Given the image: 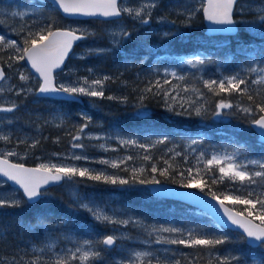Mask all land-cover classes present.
Listing matches in <instances>:
<instances>
[{
    "label": "trees",
    "instance_id": "16d2710c",
    "mask_svg": "<svg viewBox=\"0 0 264 264\" xmlns=\"http://www.w3.org/2000/svg\"><path fill=\"white\" fill-rule=\"evenodd\" d=\"M13 1L19 4L21 0H0V4L9 6ZM200 3L201 0H160L147 24L142 23L141 19L134 20L126 17L127 32L130 35L122 38L120 47L108 41L103 26L94 27V32L84 41L100 38L92 47L101 49L84 52L83 58L70 61H75L84 70H91V73L97 75L98 78L111 77L104 82V96L93 97L92 107L86 102L78 103L38 97L37 102L33 103L38 111L42 113L58 111L61 119L48 124H40L39 135L32 141V143L38 141L37 146L33 148L32 143H28L33 153L47 154L75 149L72 144L76 142L85 145L82 148L84 152L96 153L92 147L88 146L89 141L85 137V132L96 128L98 123H101V128H105L108 123L112 122L119 125L126 134L137 141V144L129 145L126 156H131L133 159H123L124 163L120 168H112L110 165L104 170L92 168L94 172L103 171L107 175L131 179L132 168H144V172L138 174V179L150 180L155 175L162 182L185 187L191 175L196 177L193 183L203 181L206 184L203 192H215L221 199L225 193L236 195L244 192L245 189L239 188V183L227 180L212 183L214 179H219L220 174L215 165L212 171H207L205 162L211 154L220 151L226 144L240 146V158L243 161L264 154V144L257 141L256 134L250 127V121L253 118L251 115L242 113L237 107L222 110L220 115H214L217 111L216 104L221 99L242 106H249L251 102L247 100L246 95L237 92L214 94L204 87L203 82L223 79L224 77L221 78L218 71H222L225 76L240 73L241 76L249 79L250 91L253 94L259 93L256 102H264V86L252 85L250 81L255 79V76L246 71L253 64L258 63L260 66L264 62V36L260 37L239 29L234 36L239 40L220 44L192 43L180 40L176 30L167 24L159 25L155 21V17H162L170 23L191 24L195 27L203 25L201 10H198ZM40 5L43 7V15L47 16L46 23L54 24L55 19L62 17L58 10L49 3L40 2ZM190 11H195V15L189 21L187 14ZM236 16L237 14L234 13V17ZM245 16L256 20L258 26L264 30V21L259 20V13H247ZM2 20L4 23L0 20V33L5 31L3 28L5 20ZM90 21L92 20H87V22ZM97 22L102 23L100 20ZM166 33L168 35H165ZM10 38L17 39L21 45L23 44V39H20L19 35L13 34ZM79 48H82L80 44L74 50L78 51ZM237 48L254 50L258 58L255 59L248 53L235 52ZM229 50L234 52V57L222 66L217 65L216 60L222 58ZM10 52V50L0 51V60L7 61ZM194 54L209 56L202 70L188 64L181 65L176 56ZM13 62L21 66L25 65L24 61ZM9 69L5 65L7 73ZM172 72H178L177 77L182 76L184 79L173 77ZM165 80L170 83L164 84ZM157 81L160 82L163 90L169 92L170 97L176 98L175 102L165 97L162 91L157 94ZM147 88H151L152 91L145 92ZM193 89L199 90L203 95H198ZM142 96L143 100H141ZM47 101L50 103L46 104ZM189 102H195L194 106L203 105L206 110L199 116L194 113L188 115V111H191L188 107ZM167 104H172V111L168 110ZM182 104L183 107H181ZM182 112L184 114H180ZM86 116L91 117V122L84 133L80 134L81 140L73 141L72 137L77 135V129L85 122L84 117ZM227 118L239 120L248 128L231 129ZM164 136L168 137L167 141L156 143ZM188 137L198 142L186 145L185 140ZM140 144L150 147L140 148ZM9 145H12L11 141ZM201 153H204L202 159L200 158ZM146 155L151 159L144 160L143 157ZM164 161H168L171 165L167 177L151 173L153 164L158 169L166 167ZM25 164L34 165L33 157H28ZM189 169L191 173L188 172ZM181 172L184 173L183 178L180 175ZM75 179L91 190L98 201L108 204L106 207L109 210L124 211L130 216L129 224H119L130 235L126 242L132 243L129 239L139 237L153 243V250L156 251L157 256L151 257L152 264H157L158 261L160 264H174L175 260H180L181 264L201 262L217 264V256H238L241 258V263L257 260L259 264H264V259L259 255L264 248L260 246L251 248L241 242V234L220 227L209 215L194 207L179 201L160 199L150 195L146 185L138 182L113 185L80 177ZM254 190L259 193L262 185L258 183L254 186ZM18 193L23 199L21 207H0V264H13V262L28 264V261L36 259L37 256L41 258L42 264H55L56 259L46 251V240L50 238L63 240V235H65L78 240L91 241L93 239L96 242L101 240L96 236L108 233L111 229L110 223L95 220L88 210L80 207L63 190L50 188L47 194L36 203L26 202L22 194L19 191ZM226 203L239 212L244 207L233 205L229 201ZM161 225L180 228L185 233L193 230L211 236L223 235L228 237L229 241L214 249L156 244L157 235L168 238H177L178 235L176 233L149 235L152 228H160ZM119 241L117 240V243ZM97 245L96 250L100 252V256L91 262L93 264H116L124 257L119 249ZM40 247L43 249L42 252L34 251V248L39 249ZM162 249H167V252H159ZM76 261H71L70 264H76Z\"/></svg>",
    "mask_w": 264,
    "mask_h": 264
},
{
    "label": "snow or ice",
    "instance_id": "6c2138e0",
    "mask_svg": "<svg viewBox=\"0 0 264 264\" xmlns=\"http://www.w3.org/2000/svg\"><path fill=\"white\" fill-rule=\"evenodd\" d=\"M53 3L67 15H83V16H100L104 18L119 17L123 13H128L135 19H141L142 23L147 24L151 18V11L157 5L154 2L142 3L137 8L122 7L120 0H53ZM239 3V0H201L200 7L198 10L203 12L206 20L217 25H226L223 31H234L235 29L231 26L237 25L238 23L243 24L244 21L238 22L234 19V9ZM253 11L259 13V20L264 21V7L255 8ZM241 12L243 9L241 8ZM12 15L24 17V12H13ZM188 19L191 20L192 16L195 15V11L188 12ZM90 33L84 29L79 28H65L61 29L55 27L54 24L49 23L46 27L39 29L36 32L29 31L23 39V44H18L16 40L6 39L4 35H0V51L10 50L14 55L8 57L7 61L0 60V81L6 80L5 65L12 67L13 61H27L30 63L32 69L39 76V82L37 86L33 88H19L17 95L24 93L25 91L31 93L35 91L39 94H58L65 93L68 96L74 95H86L89 97H103V85L104 82L111 79V77L104 76L102 78L89 80L88 77L81 78L82 83L76 85L63 83L57 85L55 83L54 71L60 69L64 64L66 57L73 47L74 42L85 39ZM130 33L126 32L122 28L119 32L113 33V43L118 44L120 41L116 37H128ZM165 35H168L167 33ZM102 51V50H101ZM184 63L192 66L197 64H204L205 60L196 56L193 59H186ZM247 73H257L255 79H252L250 83L252 85L264 86V67L256 65L249 67ZM20 81H28L29 76L23 71L18 73ZM173 77H177L175 72H172ZM177 79L183 80L184 77H177ZM170 81L165 80L164 84H169ZM204 87L214 94L220 93H233L237 92L241 95H246L247 100L251 102L249 106L234 105L231 101L221 99L216 104L217 111L214 115H220L222 110L232 109L237 107L239 111L246 115H251L253 118L250 123L260 129L261 137H264V102H256L259 93L253 94L248 85L249 79L246 76H241L240 73H236L230 76H225L223 79L217 80H205ZM15 87V86H13ZM173 87H176L173 85ZM156 88L158 89L157 94L163 92V95L175 102V97H170L169 92L163 90L159 81L156 82ZM5 91H12V88L5 89L0 87V93ZM145 92H151V88L144 90ZM188 91V89H185ZM198 95H203L197 89H193ZM112 99L113 97H108ZM143 96L141 100H143ZM126 99V98H124ZM183 99V98H181ZM195 102H189L188 107L191 111H188V115L193 113L197 116L202 115L206 110L203 105L194 106ZM169 111L173 110L172 104H167ZM18 105L12 102L9 106L0 104V112H13ZM142 107V105H141ZM183 107V104L181 105ZM141 115L142 113H137ZM180 114H184L183 112ZM85 122L77 129V135L72 137L73 141L81 140V133H84L85 129L91 122V117H84ZM100 137H96L99 139ZM168 137L164 136L162 139L156 141V143H164ZM0 141L10 142L9 135L0 134ZM198 141L192 140L191 143L195 144ZM20 143H24L20 141ZM122 144L135 145L137 141L134 139L121 140ZM38 141H34L31 147H36ZM154 147V145H151ZM73 148H84L85 145L79 142L72 144ZM104 147V145H100ZM140 148L150 147L149 145L140 144ZM240 150L235 149L232 153L225 154H213L210 159L205 162V168L207 171H212L215 165L218 168L220 174L218 180H213L212 183L223 182L227 180L232 183H239L242 188H248L252 190L241 192L240 194H223L221 199L215 192H209L208 194L216 199L220 206L224 210V215L229 221L239 229H242L241 242L248 244H257L264 248V160H247L246 162H239L238 157L240 156ZM18 155L15 151H9L7 153H0V175L6 177L8 180L13 181L15 184L22 189L24 197L27 201L37 200L47 194L46 188L51 184H57L63 181L71 182L76 177L86 178L91 181L103 182L108 184H120L128 185L132 183H139L141 185H159L161 181L154 175L152 179H138V174L144 172V168L136 169L132 168V178L125 179L115 175H107L103 171L94 172L87 167H77L75 165L57 164V163H46L40 164L34 168L25 167L24 164H13L8 159L2 158L5 156H16ZM204 157V153L200 154V158ZM75 160H87V156H73ZM133 157L128 156L125 160H132ZM144 160L151 159L150 156H144ZM99 163L110 164L112 168H120L124 163L121 161H109L101 160ZM166 167L158 169L155 164L151 166V173H157L159 176L167 177L171 165L168 161H164ZM255 166L259 170H251L249 166ZM127 170V169H126ZM191 173V169L188 170ZM183 178L184 173H180ZM196 177L189 175V182L185 187H195L204 191L206 184L203 181L193 183ZM262 185V190L257 193L254 190L255 185ZM74 198L82 199L78 192H73ZM229 201L233 205H242L243 210L240 212H234L229 207L225 206V202ZM22 201L19 199H5L0 198V207H21ZM80 207L88 210L93 218L100 222L108 223H120L127 225L129 220H116L109 216L103 209L98 206H90V203H81ZM153 233H176L177 238H168L165 236L157 235L155 240L156 244H171V245H183L185 247L195 248L197 246L204 247L207 249H214L218 245L228 243L229 238L226 236H211L208 234L195 232L188 230L186 233L183 229L176 227H160L152 228L149 231V235ZM183 237V238H181ZM119 237L114 235H107L103 239L93 242L90 240L83 241L81 246L75 248L74 251H70V254L64 257H60L55 261V264H70L71 261L78 260L80 264H91L92 261L96 260L100 256V252L95 250L96 245L100 244L105 247H111L116 244ZM34 251H43V249H34ZM167 252V249H165ZM262 259H264V251L259 253ZM153 253L150 251H137L134 253V259L130 260L128 264H152L151 257ZM15 264V262H13ZM28 264H42L39 256L34 260L28 261ZM157 264H160L158 261ZM174 264H181L180 260H175ZM217 264H241V258L238 256H217Z\"/></svg>",
    "mask_w": 264,
    "mask_h": 264
},
{
    "label": "rangeland",
    "instance_id": "374dc122",
    "mask_svg": "<svg viewBox=\"0 0 264 264\" xmlns=\"http://www.w3.org/2000/svg\"><path fill=\"white\" fill-rule=\"evenodd\" d=\"M41 0H21L19 4H16V1L8 4H0V20L4 23L2 19L5 20V29L4 33H0V35H4L6 39H11L10 37L15 34L19 35L20 39H24L29 31L36 32L41 28H44L48 25L45 19L47 16H44L43 7L40 5ZM153 2V0H121L122 7H131L137 8L142 3H149ZM156 5L160 3V0H154ZM264 7V0H239V3L235 7L234 11L237 16L235 19L240 22L244 21L243 24L238 23L240 29H244L251 34H255L257 36L263 37L264 30L258 26V22L254 19L247 18L245 14L255 12L253 11L255 8ZM241 8L243 12H241ZM154 9H152L151 14ZM13 12H24L26 15L24 17L20 16H13ZM126 17L130 19H134L133 16L129 15L128 13H123V16L117 20L112 21H102L101 24L97 22V19H92V21H78L72 20L68 18H57L55 19V27H62V28H79L84 29L88 33L94 32V27L96 26H103L104 31L107 34V39L110 42H113V33L119 32L122 28L127 32V21ZM155 21L159 23V25H168L174 30H176V34L180 40H187L188 42L192 43H203L207 42L209 44H217V43H225L230 42L232 40L237 39L234 36H206L204 34V26H193L191 24H184V23H170L166 21L162 17H155ZM8 27V28H7ZM123 37H116L120 41V43L115 44L116 46L120 47L121 41ZM19 39V40H20ZM86 39V38H85ZM84 39V40H85ZM13 40V39H11ZM81 41L77 45H81L82 48H79L78 51H75V46L73 49V53L69 58L66 66L56 74V84L59 85L61 83L68 85L73 84L76 85L78 83H82L81 78L88 77L89 80L97 79V75L91 73V70H84L83 68L79 67L75 61L78 58H83L84 52L92 51V50H100L101 48L92 47L93 44H96L99 39L88 40V41ZM239 40V39H237ZM17 41V39H16ZM18 44H21L17 41ZM181 43V42H178ZM235 52H240L242 54H251L255 59L258 58L256 56L255 51L248 49H241L237 48ZM12 51L9 53V56L14 55ZM234 52L232 50L227 51L222 58L216 60L217 65L222 66L227 61L231 60L234 56ZM177 56V60L181 63V65H187L184 63L186 59H193L196 56H199L201 59L207 61L209 59L208 55H199L194 54L190 56ZM204 64H197L200 70L203 69ZM258 65V63L253 64V66ZM192 66V65H190ZM264 67V62L260 65ZM23 71L26 75L29 76L28 81H20L18 73ZM161 72V71H160ZM221 75V78L225 77L222 71H218ZM178 73V72H175ZM255 78L258 75L257 73H253ZM177 76H179L177 74ZM6 80L0 83V87H4L5 89L12 88V91H5L4 93H0V104H5L9 106L12 102H15L18 107L13 112H0V134L9 135L10 141L12 145H9L10 142L0 141V153H7L9 151H15L18 153L16 156H5L6 158L18 162V163H25V160L28 157H33L34 165L38 166L40 164L46 163H57V164H66V165H75L77 167H87L89 169L97 168L98 170H104L106 166L110 164H103L99 163L101 160H109V161H121L126 158L129 145H125L121 143V140H128L134 139L132 136L126 134L116 123L110 122L105 128H101V123L96 124V128L90 129L85 132V137L89 141L88 146L92 147L93 151L96 153L88 154L84 152L82 149H68L63 152H48L45 153H33V149L29 147L28 143L31 144L32 141L39 135L38 128H40V124H48L50 122L59 121L61 119V114L58 111H54L52 113H42L37 110L36 107L33 106V103L37 102L38 96H36L35 91L29 93L25 91L17 95V90L21 87L27 88H35L39 82V79L33 75L26 65L21 66L17 63L12 62V67H10ZM15 86V87H13ZM103 85V90H104ZM85 98V102L89 106H93V97H89L86 95H82ZM50 102H46L49 104ZM229 122V127L233 128H248L243 125V123L239 120L227 118ZM203 123V122H202ZM244 131V130H243ZM96 137H100L96 139ZM195 140L194 138L188 137L186 141V145L192 144L191 141ZM23 141L24 143H20ZM100 145H104V147H100ZM235 149H239L241 153V147L238 145H231L226 144L224 147L214 154H225V153H232ZM87 156L88 159L84 160H75L73 156ZM213 154H211L212 156ZM241 155V154H240ZM209 157V159L211 158ZM239 162L243 160L240 156L237 158ZM264 160V154L255 158H250L249 160ZM247 161V160H246ZM243 161V162H246ZM99 164V165H97ZM249 168L251 170H259L255 166L250 165ZM79 178V177H78ZM238 185V184H237ZM241 185L239 184V188ZM254 187V186H253ZM56 189L63 190L67 194H69L73 200L80 205L81 203H90V206H98L99 208L103 209L109 216L113 217L116 220H129L130 216H128L124 211H112L109 210L106 206L108 204H104V202H100L97 200V197L91 190L85 188V186L77 181L74 178L73 181H63V183L57 187ZM242 188V187H241ZM245 191L250 189L243 188ZM47 192V191H46ZM73 192H78L79 196L82 199L74 198ZM0 198L5 199H19L23 201L21 195L18 193V190L11 187L5 180L0 178ZM226 203V202H225ZM227 204V203H226ZM229 205V204H227ZM231 207V206H230ZM89 212V211H88ZM90 213V212H89ZM91 214V213H90ZM92 215V214H91ZM132 217V216H131ZM134 219V217L132 218ZM120 223H110L111 229L108 233L99 234L96 237H103L107 235H114L119 237L120 240L118 243L116 241L115 246L113 248L119 249V251L123 254V259L118 260L116 264H128L130 260L134 259V253L137 251H150L153 253V256H157L155 250H153V243L144 239L135 237L134 239H129L132 243H127L126 240L130 236L127 232L119 226ZM124 225V224H123ZM160 227H164L161 225ZM63 240L60 238H50L46 240V248L47 252L51 253V257L55 258L56 260L60 257H64L70 254V251H74L76 247L81 246L83 241L85 240H78L74 239L70 236L63 235ZM95 242V240H91ZM98 245H96V249ZM36 249V248H34ZM39 249H42L41 247ZM95 249V250H96ZM159 252H165V250H161ZM76 264H80L77 260ZM93 264V263H91ZM241 264H259L257 260H252L246 263Z\"/></svg>",
    "mask_w": 264,
    "mask_h": 264
},
{
    "label": "water",
    "instance_id": "95a60500",
    "mask_svg": "<svg viewBox=\"0 0 264 264\" xmlns=\"http://www.w3.org/2000/svg\"><path fill=\"white\" fill-rule=\"evenodd\" d=\"M44 1H47L52 6H54L58 10V12L60 13V15L62 17L72 19V20H78V21H85L86 20L87 21V20H92V19H97V20L101 19L104 21H112V20H116V19H119L122 17V15L119 17H112V18H104V17H100V16L67 15V14L63 13L62 10L58 9V7L53 3V0H44ZM201 14H202V20H203V25H204V34L205 35L217 36V35H234V34H236V32L238 30L237 25L231 26L235 29L234 31H231V32L219 30V29H224L226 27H230V26L213 24L212 22L205 19L202 11H201ZM58 28L65 29L62 27H58ZM83 40L84 39L74 42L72 49L70 50L68 56L66 57V59L64 61V64L61 66L60 69H56L54 71L55 83H56V74L59 73L66 66L69 58L71 57V55L73 53L74 47ZM24 64L26 65L28 70L39 79L38 74L35 73V70L31 68L30 63L27 61H24ZM6 74H7V72H6ZM1 82L2 81H0V83ZM35 94L38 97H47V98H52V99L65 100V101H75L78 103L84 102L82 95L68 96L65 93L39 94L36 92H35ZM250 127L253 129V131L257 135V140L264 144V137H261L260 129L254 127L251 123H250ZM2 158H6V157H2ZM6 159H8V158H6ZM8 160L10 163H13V164H24V166L28 167V168L37 167L36 165L18 163V162H14L10 159H8ZM0 178L5 180L11 187H14L18 191H20L22 196L24 197L22 189H20L17 184H15L13 181L8 180L6 177H3L2 175H0ZM62 183L63 182H60L57 184H51V185L47 186L46 190H48L51 187L59 186ZM146 187H147L149 193L155 197L162 198V199L176 200V201L186 203V204L193 206L196 209L201 210L204 213L208 214L216 222V224H218L219 226L231 229L233 231H236V232H239L240 234H242V229H239L237 226L233 225L231 223V221H229L227 219V217L224 215V210L220 206L219 202L216 199H213V197L211 195H209L208 193H205L203 191L197 190V189L192 188V187L176 186V185L170 184L168 182H162V181L159 185L148 184V185H146ZM24 199L26 200V197H24ZM39 199L34 200V201H27V200L26 201L28 203H35ZM225 206L229 207L234 212H239V211L233 209L232 207H230L229 205H227L226 203H225ZM248 245L251 247H257L258 246L255 243H253L251 245L248 244ZM199 264H210V263L204 262V263H199Z\"/></svg>",
    "mask_w": 264,
    "mask_h": 264
}]
</instances>
